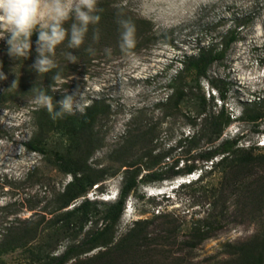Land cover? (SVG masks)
<instances>
[{
  "label": "rangeland",
  "instance_id": "rangeland-1",
  "mask_svg": "<svg viewBox=\"0 0 264 264\" xmlns=\"http://www.w3.org/2000/svg\"><path fill=\"white\" fill-rule=\"evenodd\" d=\"M101 2L105 5L99 7L103 9L101 19L89 27L81 48L69 49L67 41L57 47L55 73L59 72L63 81H53L50 87L58 90H50L55 101L64 92L71 94L79 88L85 109L96 102L110 108L99 116L82 144L90 149V167L106 175L87 198L115 201L126 170L123 166L145 147L162 153L171 150L166 160L170 165L183 156L174 149L180 136L192 130L189 112L159 105H167L173 96L170 85L183 69L184 56L197 53L200 43L220 42L237 23L241 31L238 43L209 72L226 99L208 80L202 81V93L208 99L209 112L225 107L237 118L224 137H242L244 147H254L264 155V120L259 127L242 120L245 109L252 110L264 101V0H98V5ZM118 19H130L135 24V43L130 48L121 47ZM71 23L69 20L65 27ZM97 31L99 39L94 41ZM5 35L0 29V36ZM89 46L94 54L86 51ZM69 51L78 57L77 64L68 63L65 53ZM35 57L34 41L27 59L10 57L1 70L7 78L0 80V92L8 93V100L0 101V245H4L0 248V264H32L33 247L47 243L46 229L53 225L57 197L73 178L50 159L27 148L39 132L35 112L42 108L32 102L34 89L48 83L47 74L38 75L30 68ZM14 82L16 86H12ZM151 128H157L156 133L144 135L142 131ZM47 138L58 142L67 136L52 129ZM181 159L180 167L185 161ZM256 172H264V162ZM257 174L230 172L224 177L208 170L200 180L201 171L193 178L180 177H186L182 186L177 183L180 178L145 185L129 198L117 238L125 235L135 221L149 220L152 242L121 250L106 261L94 260L105 250L97 249L73 256L68 264H143L147 257H151L150 264H235L227 254L233 249L227 245L246 244L257 236L264 221V204L251 199ZM162 214L177 220L175 235L167 236L160 228L157 217ZM216 220L222 222L215 223L209 239L199 243L189 240L198 224ZM102 226L100 222L98 228ZM85 237L86 231L77 238L62 237L55 254H64ZM188 240L193 246L186 245ZM27 241L31 244L23 247Z\"/></svg>",
  "mask_w": 264,
  "mask_h": 264
},
{
  "label": "trees",
  "instance_id": "trees-1",
  "mask_svg": "<svg viewBox=\"0 0 264 264\" xmlns=\"http://www.w3.org/2000/svg\"><path fill=\"white\" fill-rule=\"evenodd\" d=\"M98 7H105V5L101 2ZM239 28L240 24L237 23L226 31L220 42L212 41L203 46L200 43L197 53L185 55L182 62L183 69L170 85L173 96L168 100L167 105H159V107L179 112L185 109L189 112L187 119L192 130L188 135L183 133L180 136L176 149H174L183 152L181 158L185 161H183L182 167H180L181 158L171 165L166 163V160H169L172 155L171 150L162 153L154 147H145L134 160L123 166L126 170L121 177V189L117 199L113 202H99L87 198L94 186L103 183L106 175L105 172L90 167V149L88 146L87 149H84L82 146L87 133L93 128L99 116L110 109L109 106L96 102L94 105L86 107L84 115H65L62 119H52L45 108L35 112L38 117L39 132L27 144V148L50 159L62 173L71 175L73 178L57 197L56 209L52 213L54 217L51 224L53 225L46 229L49 237L47 243L33 247L32 264H68L73 256H80L97 249L105 250L100 251L94 260L106 261L107 258H115L118 252L122 253L121 250L124 252L134 249L135 246H141V244L151 241L148 230L152 222L149 220L135 221L125 235L117 238L118 225L124 215L129 198L145 185L173 181L198 171H201L198 178L200 180L204 171L208 170L212 174L222 173L224 177L230 172L257 174L258 167L264 162V155H259L254 147H244L241 143L242 137L225 138L226 130L237 118L228 114L225 107L221 111L212 110L209 112L208 99L202 93V81L208 80L209 84L220 92L221 98L226 99L220 85L216 80L210 79L209 72L216 63L224 61L230 49L238 43L241 35ZM6 39L5 42H0V71L3 70V66L10 58L7 54ZM31 39L32 42L36 41L37 34L34 33ZM55 71L56 68L47 73L48 83L46 86L38 85L36 89L48 90V94L53 96L49 89L53 84L51 76ZM189 93L192 97H189ZM7 97L8 93L0 92L1 102L8 100ZM53 99H55L54 96ZM210 99L214 100L215 98L210 96ZM185 103L189 105H182ZM242 120L259 127L260 122L264 120V101L254 105L252 110L245 109ZM52 129L65 132L67 139L58 142L50 141L47 135ZM156 131L157 128H151L142 132L145 133L144 135L151 136ZM202 142L207 145L203 146ZM153 143L154 139L152 138L150 144L153 146ZM210 163H212L211 166ZM254 186L251 199L264 204V172L261 175L257 174ZM73 205H75L74 208L69 210ZM214 218L215 216L211 219ZM157 220H160V228L165 231L164 234L175 235L179 228L175 225L177 223L175 218L171 219L169 215L162 214L157 217ZM100 222H103V226L98 228ZM220 222L222 221L216 220L213 224H209L207 221L201 222L196 228H193L192 237L189 240L193 239L198 243L204 242L214 231L215 223L220 224ZM261 224L257 236L246 244L227 245L236 251L227 253L230 258H233L231 260L235 264H264V221ZM85 231L86 237L83 242L69 247L62 255L55 254L62 237L74 236L77 238ZM189 240L186 245L191 247L193 245ZM28 244L31 243L27 241L23 247ZM1 245L0 248H3L4 245ZM148 252L151 253V251ZM150 258L147 257V261L144 260L143 264H150Z\"/></svg>",
  "mask_w": 264,
  "mask_h": 264
},
{
  "label": "clouds",
  "instance_id": "clouds-1",
  "mask_svg": "<svg viewBox=\"0 0 264 264\" xmlns=\"http://www.w3.org/2000/svg\"><path fill=\"white\" fill-rule=\"evenodd\" d=\"M102 11L103 9L98 7V0H0V29L7 33L0 36V39L7 37V54L11 58L27 59L32 50L31 38L36 33V57L30 68L38 75L47 74L58 67L54 59L57 47L67 41V48H81L89 27L99 23L101 19L99 13ZM69 20H72V23L66 28L65 24ZM117 24L121 29V47H132L135 43V24L130 19H118ZM98 39L97 31L93 35V40ZM86 51L94 54V49L90 46ZM65 56L68 63H78V57L71 51L65 53ZM6 78L0 71V80ZM51 79L54 82L63 81L59 72L51 76ZM12 86H16V82ZM49 90L58 91L54 88ZM34 91L32 102L47 109L52 119H62L65 115L85 114L83 93L79 88L71 94L64 92L59 101H55L53 96L48 94V90L41 88ZM195 175L196 173L188 175L187 178H193ZM185 178L177 181L179 186L186 183Z\"/></svg>",
  "mask_w": 264,
  "mask_h": 264
}]
</instances>
